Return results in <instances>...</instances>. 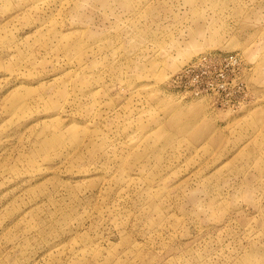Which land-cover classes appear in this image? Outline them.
Masks as SVG:
<instances>
[{"label": "rangeland", "instance_id": "1", "mask_svg": "<svg viewBox=\"0 0 264 264\" xmlns=\"http://www.w3.org/2000/svg\"><path fill=\"white\" fill-rule=\"evenodd\" d=\"M0 264H264V0H0Z\"/></svg>", "mask_w": 264, "mask_h": 264}, {"label": "built area", "instance_id": "2", "mask_svg": "<svg viewBox=\"0 0 264 264\" xmlns=\"http://www.w3.org/2000/svg\"><path fill=\"white\" fill-rule=\"evenodd\" d=\"M215 58H220V57H215V56H206L205 58H203V61H205L206 63L211 61V60H215ZM221 62H225L226 66H241V61L240 58H238L237 56H225L222 60H220Z\"/></svg>", "mask_w": 264, "mask_h": 264}]
</instances>
